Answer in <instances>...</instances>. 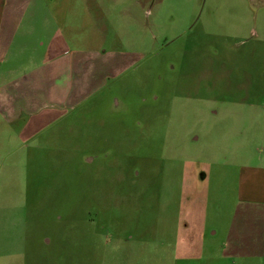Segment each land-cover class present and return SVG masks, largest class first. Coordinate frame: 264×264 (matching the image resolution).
I'll use <instances>...</instances> for the list:
<instances>
[{
	"label": "rangeland",
	"instance_id": "1",
	"mask_svg": "<svg viewBox=\"0 0 264 264\" xmlns=\"http://www.w3.org/2000/svg\"><path fill=\"white\" fill-rule=\"evenodd\" d=\"M89 1L101 22L68 37L140 57L35 138L3 140L0 264H173L183 167L264 154V0Z\"/></svg>",
	"mask_w": 264,
	"mask_h": 264
},
{
	"label": "crops",
	"instance_id": "2",
	"mask_svg": "<svg viewBox=\"0 0 264 264\" xmlns=\"http://www.w3.org/2000/svg\"><path fill=\"white\" fill-rule=\"evenodd\" d=\"M94 12L89 0H0V153L3 140L35 138L54 113L99 94L138 62L126 49L81 48L68 37L74 22H101ZM238 146L241 164L193 160L183 167L187 197L173 228V264H264V154L255 161Z\"/></svg>",
	"mask_w": 264,
	"mask_h": 264
}]
</instances>
